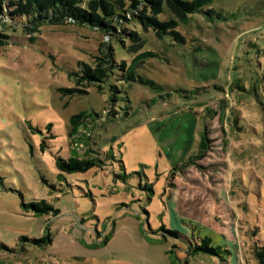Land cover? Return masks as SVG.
Listing matches in <instances>:
<instances>
[{"label":"rangeland","instance_id":"obj_1","mask_svg":"<svg viewBox=\"0 0 264 264\" xmlns=\"http://www.w3.org/2000/svg\"><path fill=\"white\" fill-rule=\"evenodd\" d=\"M128 3L108 32L72 22L44 27L34 42L20 28L6 32L9 44L0 47V264H258L264 88L258 83L254 94L250 79L264 84V0H208L166 31L182 42L169 33L155 39L139 20L152 17L150 7L144 0ZM133 32L144 40H132ZM102 48L114 49L117 63L150 49L156 57L137 66L133 81L116 67L102 90L64 94L76 78L70 75L107 59ZM202 104L217 112L208 126L220 141L223 129L226 152L217 142L214 164L201 169L187 163L197 150ZM82 113L86 121L69 136L70 117ZM69 157L94 167L62 174L55 161ZM38 202L57 216L34 217L23 206ZM47 234V246L29 242ZM204 237L220 247L217 256L192 253Z\"/></svg>","mask_w":264,"mask_h":264},{"label":"trees","instance_id":"obj_2","mask_svg":"<svg viewBox=\"0 0 264 264\" xmlns=\"http://www.w3.org/2000/svg\"><path fill=\"white\" fill-rule=\"evenodd\" d=\"M129 1L130 0H0V47L9 44L11 37L6 32L11 28H20L21 32L28 36L30 42H34L36 35L39 34L44 27L50 25H64L68 22H72L79 26H86L91 29H98L102 32H106L107 30L108 32L109 29H111L110 20L112 17L123 18L119 12H123L122 9H124V7H132V5L128 3ZM207 3L208 0H144V4L151 9L152 17H141L139 19L140 26L147 31L151 30V32L155 34V39H160L163 33H169L182 42V39L178 38L177 33L166 31L168 29H174L180 23L185 22V20L188 19L187 15H192L201 11L202 7ZM130 37L132 40L136 38L143 39L142 36H138L134 32L131 33ZM113 42H116V40L114 39ZM100 51L106 56L105 58L108 59L102 60L101 66L105 65V67L101 68V66H99L95 70H90L83 66L79 75H70L71 79L72 77L76 78L72 79V88L63 90L64 94H67L70 98L76 95H85L88 93L87 89L93 86L97 87L98 90H102L103 87L108 86L111 77H115L114 71L116 67L122 70L125 68L126 73L129 75V79L133 81V74L137 66L150 58L156 57V53L150 49L136 54L129 62L121 61L117 63L114 49V53H108L107 48H102ZM256 78L250 79L252 82L251 90L254 94L257 93L259 84L264 88L263 79L260 83L256 81ZM137 80L141 84H149L148 81L140 78ZM213 89L220 90V88L216 86H214ZM222 91L224 92V90ZM262 92L264 93V90ZM199 107H201L199 108V112L203 117L202 130L197 142V150L195 154L188 159L187 164L202 169L214 164L212 162V158H214L213 153L219 151L216 149L217 142L223 145L220 151L225 154L226 139L223 129L221 130L223 139L220 141L212 134L208 126V122L217 115L215 109H212L210 104L209 106L202 104ZM106 115H110V111L106 112ZM86 118L87 115L83 113L70 117L69 136L72 137L77 132V127L82 122L86 121ZM83 132L82 134L84 136L89 137ZM206 158L208 159L203 163V160ZM226 165L225 162V167ZM55 167L62 174H72L86 172L94 167V163L93 161L79 159L78 157H69L65 160L57 158ZM240 170L242 171V169ZM23 206L27 209H31L34 217L44 214H50L52 217H55L58 214L53 207L44 202L24 204ZM165 232L175 239L185 238L174 230H166ZM22 239L27 240L25 238ZM199 239L200 243L193 247L192 253L203 252L217 256V253L220 251L219 246L212 247L211 240L208 237ZM29 242L38 247L47 246L51 243V238L49 234H47L40 239L29 240ZM255 260L258 264H264V247H259L255 252Z\"/></svg>","mask_w":264,"mask_h":264}]
</instances>
